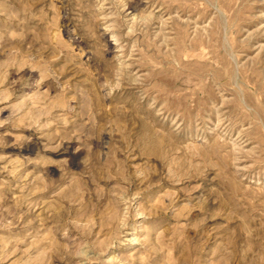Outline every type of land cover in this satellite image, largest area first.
Wrapping results in <instances>:
<instances>
[{
  "label": "rangeland",
  "instance_id": "rangeland-1",
  "mask_svg": "<svg viewBox=\"0 0 264 264\" xmlns=\"http://www.w3.org/2000/svg\"><path fill=\"white\" fill-rule=\"evenodd\" d=\"M0 264H264V0H0Z\"/></svg>",
  "mask_w": 264,
  "mask_h": 264
}]
</instances>
